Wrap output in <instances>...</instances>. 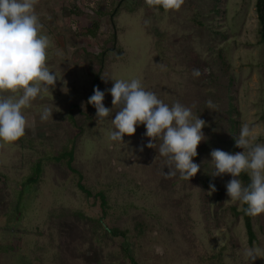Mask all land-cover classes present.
<instances>
[{
	"label": "rangeland",
	"instance_id": "rangeland-1",
	"mask_svg": "<svg viewBox=\"0 0 264 264\" xmlns=\"http://www.w3.org/2000/svg\"><path fill=\"white\" fill-rule=\"evenodd\" d=\"M35 11L50 39L46 65L59 80L24 110L34 128L0 142V264H126L127 256L136 264H247L242 252L253 246L262 250L255 264H264V214L251 216L249 245L236 216L243 204L226 194L232 177L214 176L210 155L233 153L227 142L244 123L264 144V44L255 0H184L179 10L145 0H37ZM90 23L98 24L97 39L79 34ZM102 51V91L112 80L139 78L164 103L180 102L206 121L193 159L197 178L208 169L216 192L179 174L166 178L160 140L139 150L149 141L143 125L125 143L108 138L119 106L106 92L104 104L113 108L98 120L87 104ZM197 68L202 75L194 78ZM208 100L217 108L209 110ZM45 106L53 118L41 121ZM70 147L71 167L91 197L77 188L66 160H56ZM37 162L39 180L30 184Z\"/></svg>",
	"mask_w": 264,
	"mask_h": 264
},
{
	"label": "clouds",
	"instance_id": "clouds-1",
	"mask_svg": "<svg viewBox=\"0 0 264 264\" xmlns=\"http://www.w3.org/2000/svg\"><path fill=\"white\" fill-rule=\"evenodd\" d=\"M145 2L164 10H179L184 0ZM36 3L37 0H0V142H15L25 135L27 128H34V120L30 122L24 110L38 96L51 92L59 80L46 65L50 39L42 32ZM201 75L200 69H193L194 78ZM112 81L113 86L104 91L95 87L87 100L96 109L98 120L109 117L113 108L104 104L106 92L112 97V105L119 106L111 120L113 130L109 131L108 138L125 143L124 137L133 136L137 127L143 125L144 136L149 141L139 150L153 149V141L160 140L159 155L165 158L168 168L164 176L179 174L180 179L190 181L200 171V165L193 158L198 155V145L205 140L202 129L207 126L206 121L180 102L171 106L164 103L153 91L146 90L139 78ZM65 87L62 91L67 93L69 90ZM207 108L214 110L217 105L208 100ZM53 113L51 107H43L41 121L53 118ZM255 141L254 128L244 123L235 136V146L243 151L229 153L215 149L210 153L214 164L212 174H230L232 178L225 185L227 196L246 205L244 214L253 217L264 214V144ZM242 173L249 177L246 185L240 179ZM209 191H217L214 184L209 185ZM261 251L253 246L243 250L242 255L247 264H255L257 258H262Z\"/></svg>",
	"mask_w": 264,
	"mask_h": 264
},
{
	"label": "trees",
	"instance_id": "trees-1",
	"mask_svg": "<svg viewBox=\"0 0 264 264\" xmlns=\"http://www.w3.org/2000/svg\"><path fill=\"white\" fill-rule=\"evenodd\" d=\"M255 13H256V17H257V22H258V35H259V39L261 41L262 44H264V0H255ZM98 31H99V27L97 23H90L88 24L86 27H80L79 28V34L84 36L85 38L88 39H97L98 37ZM116 38L115 34H112V40H114ZM83 52H85L84 49H82ZM97 58L99 61V69H97V73L95 74V76L93 77V81H92V85H91V90L90 93L88 95V98L93 95V90L95 87H99L100 85V81H99V75L101 73V68L100 66L103 63V58H104V51L100 52L99 54H97ZM233 125V123H232ZM228 148H231L235 151H233V153L236 152V150H238V148L235 146V138H230L229 142H227V150ZM73 147H70L69 149L63 151L61 153V155L56 158L57 161H63L66 160V165L67 168L70 172L77 174L78 173L71 167V163H72V159H73ZM209 168L211 169V165H208ZM206 166V168L208 167ZM41 173V164L40 162H37L35 164V168L33 169V172L30 176V178L28 179V183L30 184H35L38 182L39 180V176ZM211 176L212 174H210L209 170H205V174L204 176H202L200 179L197 178V176L195 175L194 177L191 178L192 181H199L201 183H203L204 185L207 184H211ZM81 176L78 175V182H77V188L86 196V197H91V193L82 185L81 183ZM240 179L242 180V182L246 185L247 183H249V177L247 174L242 173ZM195 182V183H196ZM98 197L100 199L101 202V208L102 211L105 212L104 208L106 206V198L104 196L103 193H99ZM246 207V205H243V208ZM243 208L241 210V212L239 214H236V216H242L243 221H244V227H245V231H246V235H247V240H248V244L252 245L254 240H255V233L252 227V220H251V216L245 215L243 212ZM115 235V234H114ZM126 264H136L134 262V260L130 257L127 256L126 258Z\"/></svg>",
	"mask_w": 264,
	"mask_h": 264
}]
</instances>
